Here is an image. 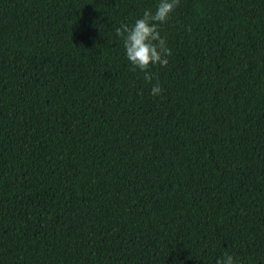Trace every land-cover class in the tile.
I'll use <instances>...</instances> for the list:
<instances>
[{
	"label": "trees",
	"instance_id": "trees-1",
	"mask_svg": "<svg viewBox=\"0 0 264 264\" xmlns=\"http://www.w3.org/2000/svg\"><path fill=\"white\" fill-rule=\"evenodd\" d=\"M156 3L0 0V264H264V0H178L149 82Z\"/></svg>",
	"mask_w": 264,
	"mask_h": 264
},
{
	"label": "clouds",
	"instance_id": "clouds-1",
	"mask_svg": "<svg viewBox=\"0 0 264 264\" xmlns=\"http://www.w3.org/2000/svg\"><path fill=\"white\" fill-rule=\"evenodd\" d=\"M177 3L178 0H157L154 9H145L131 24H122L114 30L116 36L122 39L130 70H139L145 81L154 79V74L149 71L151 66L159 64L163 67L168 64L170 49L159 26L168 19ZM160 92L159 82L152 83L150 93L156 96ZM214 264H236V259L230 253H223L215 258Z\"/></svg>",
	"mask_w": 264,
	"mask_h": 264
}]
</instances>
